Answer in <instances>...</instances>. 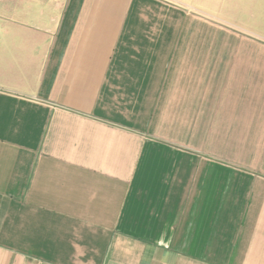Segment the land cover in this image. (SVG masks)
Wrapping results in <instances>:
<instances>
[{
	"label": "crops",
	"instance_id": "crops-1",
	"mask_svg": "<svg viewBox=\"0 0 264 264\" xmlns=\"http://www.w3.org/2000/svg\"><path fill=\"white\" fill-rule=\"evenodd\" d=\"M0 264H264V0H0Z\"/></svg>",
	"mask_w": 264,
	"mask_h": 264
}]
</instances>
